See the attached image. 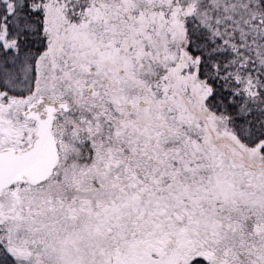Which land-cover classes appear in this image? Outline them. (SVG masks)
I'll use <instances>...</instances> for the list:
<instances>
[{
	"label": "snow or ice",
	"instance_id": "snow-or-ice-1",
	"mask_svg": "<svg viewBox=\"0 0 264 264\" xmlns=\"http://www.w3.org/2000/svg\"><path fill=\"white\" fill-rule=\"evenodd\" d=\"M0 264H264V0H0Z\"/></svg>",
	"mask_w": 264,
	"mask_h": 264
}]
</instances>
